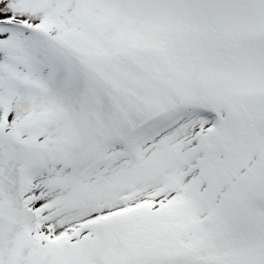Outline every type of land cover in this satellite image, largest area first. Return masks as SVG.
I'll return each instance as SVG.
<instances>
[{"label":"snow or ice","instance_id":"obj_1","mask_svg":"<svg viewBox=\"0 0 264 264\" xmlns=\"http://www.w3.org/2000/svg\"><path fill=\"white\" fill-rule=\"evenodd\" d=\"M0 264H264V0H0Z\"/></svg>","mask_w":264,"mask_h":264}]
</instances>
